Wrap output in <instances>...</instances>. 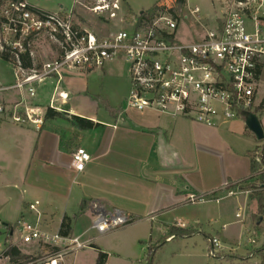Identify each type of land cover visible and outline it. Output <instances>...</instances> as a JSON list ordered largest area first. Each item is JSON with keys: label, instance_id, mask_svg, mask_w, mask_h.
<instances>
[{"label": "built area", "instance_id": "obj_1", "mask_svg": "<svg viewBox=\"0 0 264 264\" xmlns=\"http://www.w3.org/2000/svg\"><path fill=\"white\" fill-rule=\"evenodd\" d=\"M170 1L171 5L167 0L155 3L150 14L142 10L128 16L123 0H70L69 8L61 5L54 11L34 7L28 0H8L0 12V51L15 55L16 82L0 84V92L27 86L29 96H34L33 84L59 75L62 69L93 70L109 60L122 58L128 65L132 88L126 106L154 109L208 126L226 123L259 107L255 98L264 66V0H212L211 12L203 11L190 0ZM78 10L126 27L100 36L75 19ZM41 35L58 44V57L36 69L22 68L18 54L28 52L33 58L30 42ZM59 97L64 100L67 95L61 93ZM5 114L19 125L39 128L44 122L43 111L36 106L9 111L0 101V118ZM90 159L88 152L78 146L71 153L70 164L76 172H82ZM255 162L259 165L257 175L264 167L259 155ZM236 193L229 190L227 195ZM208 195H191L187 202L211 201L214 197L206 199ZM38 205L34 201L27 208L38 213ZM90 209V229L98 236L131 222L121 210L107 211L97 202H92ZM235 217L245 220L244 212H237ZM176 226L184 224L178 221ZM245 230L250 235L247 241L253 246L247 251L251 257L264 240L258 245L255 230ZM14 233L21 243H37L43 248L40 258L22 264H64L66 255L93 242V238L82 240L81 235L46 231L39 217L34 222L18 218L11 228L0 223L3 239ZM209 241L208 254L217 258L222 249L219 240L211 237ZM4 250H0V261L8 260Z\"/></svg>", "mask_w": 264, "mask_h": 264}, {"label": "rangeland", "instance_id": "obj_2", "mask_svg": "<svg viewBox=\"0 0 264 264\" xmlns=\"http://www.w3.org/2000/svg\"><path fill=\"white\" fill-rule=\"evenodd\" d=\"M123 1L127 15L133 16L142 10L150 9L161 0ZM28 2L34 7L47 11L57 10L60 5L65 8L70 7V0H28ZM190 3L198 5L205 12L213 10L212 0H190ZM75 19L83 27L97 32L100 36L116 31L120 27H126L124 24L104 21L85 10L75 12ZM30 44L33 59L37 64L52 60L60 53L58 44L44 35L32 39ZM69 71L82 73L68 79L62 78L58 89L68 91L67 107L72 109V114L86 119H89L88 116H94L99 121L110 123V127L101 126L90 132L75 127L65 117L55 116L46 118V123L42 131L39 132L32 124L21 126L13 122L10 115H3L0 118V223L7 222L13 226L19 217L23 201L38 200L40 203L38 208L47 202L48 210L56 213L53 223L55 230L59 223V215L64 208L66 206L71 209L75 208L81 199L77 191L76 181L78 180L75 177V170L69 165L71 139L73 137L76 139V133L84 130V136L78 135V139L81 140V145L85 146L87 141L93 140V136L98 137L97 134L102 132L106 138V133L108 136V133L114 131L112 124L121 127L123 120L127 122L128 119L138 120L146 114V111L133 107H127L125 112L122 108L123 102L125 103L132 89L128 65L122 58L109 60L103 68L93 69L90 72L82 69H70ZM14 72V66L0 58V83L13 85L16 82ZM49 79L46 78L43 82L32 85L34 96H29L27 86H25L0 92V101L6 102V109L9 111L13 109L23 111L25 107L32 108L37 105L42 109L44 116L54 84H50ZM70 81L72 83H69ZM55 95L57 96L56 93ZM262 98L264 100V66L262 81L260 80L256 93V103L259 102V105H263L260 101ZM15 105L16 107H14ZM107 106L114 107L121 116L115 120L108 113ZM252 112L257 115L264 131V110L256 108ZM176 120L182 123L184 128L181 130V137H177L174 144L177 143L180 146V154L184 160L183 167H191L192 173L195 172L192 174L195 177L189 180L193 185L200 184L205 187L211 183H218L217 181L220 179H225L223 180L225 183L227 176L236 178L235 173H242L239 177L247 176L249 159L246 156V150L253 149L256 144L261 146L264 143V140L258 141L247 137L244 133L245 123L242 117L212 127H206V125L183 118ZM71 127L78 132H74L69 138ZM246 130L252 133L247 127ZM124 141V137L120 136L115 138L112 145L115 150L121 148V152L130 154L132 146ZM115 154L117 153H109L102 163L113 160L111 158L116 160L118 155ZM119 163L122 165L121 159ZM203 174L208 177L205 181L202 178ZM259 182L260 179L252 178L240 182L236 188L222 187L218 189L216 187L214 191L208 192L209 195L206 196V199L217 197L218 201L213 198L203 204L188 207L186 210H190L196 215L199 214L197 224L199 231L192 236L166 241L164 239L172 228L167 229L168 227L165 226L166 233L162 234L163 225L156 221H143L124 229L111 230L109 235L101 237L94 244L66 255L64 262L94 264L97 252L102 251L107 254L106 264H147L148 250L144 252L138 242V239L142 238L151 242V245L163 242L153 253L152 264L238 263L248 250L253 249V246H250L247 241L250 235L245 230L246 228H249L250 231L255 230L258 245L264 240V222H256L257 203L255 200L248 199L250 190L247 195L239 189L247 184ZM35 190H37L36 194ZM229 190H235L237 193L228 196ZM237 212H244V222L235 217ZM130 219L134 222L138 218L130 217ZM92 221L93 215L86 207L75 225L74 235L83 234L82 240L96 235V231L90 229ZM209 237L219 240L222 249H219L217 258H212L208 254L210 250ZM3 238V235H0V250L3 249ZM12 238L14 241L17 240L16 233ZM16 244L22 253L27 254L29 260L38 259L43 255V248L37 243ZM236 257L237 259H235ZM26 262L28 261L26 260ZM249 262L259 264V259L253 255L249 258ZM0 264H8V262L2 260Z\"/></svg>", "mask_w": 264, "mask_h": 264}, {"label": "crops", "instance_id": "obj_3", "mask_svg": "<svg viewBox=\"0 0 264 264\" xmlns=\"http://www.w3.org/2000/svg\"><path fill=\"white\" fill-rule=\"evenodd\" d=\"M103 67L104 66H102L101 68ZM69 70L70 69H63V71L59 72V75H51L52 78L51 76L48 77L50 78L49 83H54L52 92L49 96L48 107L63 113V117L67 119H69V117L73 115V111L71 108L67 107L68 100H66V98L62 100L59 97V94L61 93L69 97L68 91L64 89L58 90L59 85L62 78L68 79L69 77L71 78L78 74H82L77 71L70 72ZM86 71L90 72L91 70ZM262 74L263 69L261 72V81ZM69 83L72 82L70 81ZM55 93L57 94V96L55 95ZM260 101H262L263 103L262 110H264L263 98ZM3 102L6 104L4 100ZM35 106L38 107L37 105ZM127 107L129 106H126L123 102L122 108L124 112L126 111ZM107 111L112 117L115 118V120L118 116H121L118 110H116L112 106H110V110L107 109ZM141 111H146V114L141 116L138 120L128 119V122L123 120V124L121 125V127H116L115 124H112V129H114V131L108 133V136L106 133V138H104L102 132L101 134H97L98 137L93 136V140L87 141L86 145L82 146L81 140L78 139V135H81L83 137L84 130L93 132L96 129H99V127L101 126L110 127V123H104L103 121H99L98 119H96V117L94 116H88V120H91L95 125L92 128L81 130L79 133H76V139L75 137L71 139L69 143L70 161L72 151L78 146L83 147L88 152L91 159L85 165V168L82 172L75 171V177L78 180L76 181L78 188L77 191L79 196H81V199L78 201L75 208L71 209L68 206L64 208L63 212L59 215V223L55 230L53 229V223L54 219L56 218V213L52 210H48L47 202H44L43 206L38 208V206L40 205L39 203V205L37 206V210L39 213L38 214L34 211L28 210L27 205L32 202L23 201L18 218H24L30 222H34L37 220V217H39L41 227L44 230L49 232H59L63 218L67 217L69 219L70 225V233L68 235L71 236L75 234V225L80 218L81 213L85 210L86 207L90 209V205L92 202H97L107 211L119 209L130 217L138 218L137 221H131L129 224L118 229H124L126 227L134 226L143 221H156L160 225H163L161 229L162 234L166 233L164 230L165 226L168 227L167 229L183 228L193 230L192 234L181 237H189L195 233H198L199 228L197 227V224L199 220V214L196 215L195 213H192L190 210L186 209L190 206L203 203H188L187 201L189 196L201 195L198 192H202L205 194L209 191H214L216 187L218 189L227 187L229 182H241V180L246 179L249 176V173L247 176L242 177H239L242 173H235V176H237L236 178L227 176L225 183L223 182V180L225 179H220L219 181H217L218 183H211L206 185L205 187L200 184H191V181L189 180L192 177H195L194 175H192L195 172L192 173L191 167H183L184 160L180 154V146L177 143L174 144L176 138L181 137V130L184 128V125L178 122V120L176 119H190L180 116L175 117L170 114L162 113L149 108L143 109ZM239 118L240 117L234 118V120ZM45 120L46 119L44 118L42 126H40L39 128L34 126V128L39 132L42 131L44 124L46 123ZM222 124L225 123L219 122L217 125ZM206 127L212 126L206 125ZM74 132L78 131L71 127L69 138L74 134ZM244 133L247 135V137L255 139L254 135L246 130V125L244 128ZM250 134L253 136H251ZM120 136L124 137V142H128L132 146V151L130 154L124 151L121 152V148L115 150V147H113L112 144L115 142V138H119ZM255 146H257V144ZM248 151H250V149L246 150L247 157ZM112 152L117 153L115 154L118 155L116 160H114V158H111L113 160H107V163H102V161L106 159V157H108V154ZM120 159L122 160V165L119 163ZM69 165L71 167L70 162ZM202 178L205 181L208 177L203 174ZM36 193L37 190H35V194ZM246 194L248 195V193ZM248 199L253 200L250 199L249 196ZM178 221L183 223L184 226L177 227L176 223ZM5 223L7 224V228H11L9 223ZM170 233L171 231L169 232V234ZM9 234L11 235V233ZM109 234L110 232L98 236V234L96 233V235L92 237V243L94 244L96 241H98V239ZM78 235L82 236L83 234L80 233ZM12 236L10 237V240L3 239V250L5 249V246L10 243L11 245L17 247V249L20 251L16 243L21 242L18 240V237L17 240L14 241ZM178 237L168 235L166 241L174 240ZM210 238L211 237H209L208 239ZM138 242L144 252H146L148 246L151 245V242L146 241L142 238H139ZM208 242L210 241L208 240ZM98 252L96 254L94 264H96ZM6 261L8 262V260ZM64 264L68 263L64 262ZM104 264H106V259Z\"/></svg>", "mask_w": 264, "mask_h": 264}, {"label": "trees", "instance_id": "obj_4", "mask_svg": "<svg viewBox=\"0 0 264 264\" xmlns=\"http://www.w3.org/2000/svg\"><path fill=\"white\" fill-rule=\"evenodd\" d=\"M7 2L8 0H0V10L3 6H5ZM152 8H154V6L151 7L149 10H147L145 14H150V11ZM0 58L3 59L4 61L10 62L14 66V68L17 66L15 55L13 53H10L9 51H0ZM18 60L20 61L21 67L24 69H36L40 66V64L35 63L34 59L29 56L28 52L19 53ZM257 108L262 110L263 106L260 105ZM108 109L110 110V107H108ZM55 116L63 117L64 115L63 113L58 112L48 107L44 115V118L45 119L52 118ZM241 117L244 119V114H242ZM69 119L74 126L81 128V129H89L95 125L91 120H88L86 118H81L75 115H71ZM247 155L250 161L249 176L246 179L241 180V182L251 180L252 178L260 179V182L247 184L246 186L239 187V189L241 191L250 190V193L248 195L249 198L255 200L257 203V209H256V214H255L256 222L257 223L264 222V171L255 175L259 169V165L256 164L255 162L256 155H259L261 157V163L264 167V143L261 146H256L253 150L248 151ZM235 186H236V183H231V182H229L227 185L228 188H231V187L234 188ZM59 233L64 236L70 233L69 219L67 217L63 218L61 225H60ZM192 233L193 231L192 230L190 231L189 229H183V228L173 229L172 228L171 233L168 235H171L174 237H178V236L181 237V236L190 235ZM167 236L165 237L164 240L167 239ZM10 237L11 236L9 235L6 237V239L10 240ZM162 243L163 242H157L155 245L148 246L147 264H152L153 253L162 245ZM253 252H254L253 254L254 257H257L259 259V264H264V242L260 247L255 248ZM4 256L8 257V264H22V263H25L26 260L30 261L27 255L22 254L17 249V247L11 245L10 243H8L5 246ZM251 257L249 256V252H247L240 259L238 258L239 260H241L240 262L232 263V264H252L249 262V258ZM230 258H234V257H230ZM105 259H106V253L99 251L96 264H104ZM235 259H237V257Z\"/></svg>", "mask_w": 264, "mask_h": 264}, {"label": "water", "instance_id": "obj_5", "mask_svg": "<svg viewBox=\"0 0 264 264\" xmlns=\"http://www.w3.org/2000/svg\"><path fill=\"white\" fill-rule=\"evenodd\" d=\"M168 5H171V1L167 0ZM244 123L246 127L252 132L255 139L258 141L264 140V131L260 124L257 115L253 112H244ZM2 226H7L5 222H1Z\"/></svg>", "mask_w": 264, "mask_h": 264}]
</instances>
